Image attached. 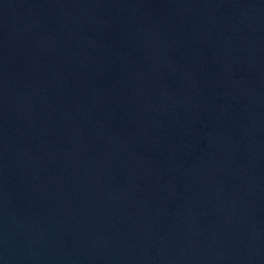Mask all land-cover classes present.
Masks as SVG:
<instances>
[{"label": "water", "instance_id": "water-1", "mask_svg": "<svg viewBox=\"0 0 264 264\" xmlns=\"http://www.w3.org/2000/svg\"><path fill=\"white\" fill-rule=\"evenodd\" d=\"M0 264H264V0H0Z\"/></svg>", "mask_w": 264, "mask_h": 264}]
</instances>
